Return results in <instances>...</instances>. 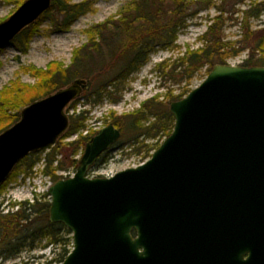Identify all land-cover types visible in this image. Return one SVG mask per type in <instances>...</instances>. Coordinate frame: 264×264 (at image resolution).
<instances>
[{
	"label": "water",
	"instance_id": "1",
	"mask_svg": "<svg viewBox=\"0 0 264 264\" xmlns=\"http://www.w3.org/2000/svg\"><path fill=\"white\" fill-rule=\"evenodd\" d=\"M51 5L27 0L0 23V51ZM87 86L76 79L31 103L0 133V187L22 160L57 144ZM169 111L173 132L146 163L88 177L122 136L109 124L75 175L50 187V222L73 236L61 264H264V67L216 65Z\"/></svg>",
	"mask_w": 264,
	"mask_h": 264
},
{
	"label": "trees",
	"instance_id": "2",
	"mask_svg": "<svg viewBox=\"0 0 264 264\" xmlns=\"http://www.w3.org/2000/svg\"><path fill=\"white\" fill-rule=\"evenodd\" d=\"M73 1L52 0L51 8L15 38L14 47L20 53L27 54L30 42L38 32L37 26L44 18L51 20L52 28L56 32H64L70 29L80 17L93 10V3L89 0L78 3ZM247 1L221 0V5L217 7L219 17L212 20V25L203 36V47L197 51L188 52L186 57L180 59L181 67H183L182 74H195L205 67L209 74L214 66L226 65L228 59L237 56L238 51L232 48L230 50L224 40V17L230 13V10L224 9V6L235 9L237 6L245 5ZM250 1L248 9L242 14L244 28L252 34L250 21L262 16L264 2ZM187 3L186 0L133 1L130 6L120 12L118 18L107 20L90 29L88 43L74 51L72 63L69 66L53 63L49 64L46 70L29 69L38 81L35 86L16 83V86L1 93L0 133L20 120V113L24 107L69 86L76 79L89 81L84 91L87 102L96 104L107 97L112 103H118L122 98L126 81L147 64L156 48L166 50L175 46L180 32L186 26V16L190 10ZM253 50L257 54L250 55L242 65L264 67V34ZM189 92L181 93L176 99L181 100ZM78 101L79 99L70 105L68 113L71 108H76ZM13 111H15L14 114ZM85 115V111L70 115V128L58 143L25 158L15 168L7 183L16 176L22 165L25 166V175H29L40 161L44 163L43 173L51 177L54 182L61 178L57 172L66 169L67 165L77 169L79 160L75 159L76 156L96 132L87 136L79 135V139L70 143L65 144L64 141L81 131H86ZM150 116L154 117L155 121L147 125ZM111 119H113L111 123L123 133L128 132L130 146H132L131 152L137 155L144 154L146 159L151 157L158 146L152 149L151 146L144 145L147 149L144 152L143 148L140 149V143L143 142L141 139L147 142L149 139H155L162 132H167L166 137H168L174 127V118L169 110L160 113L155 99L146 102L143 109L136 114L123 118L112 115ZM46 152L45 158L42 159V153ZM109 155L106 153L94 167L108 162ZM49 210L50 198L46 194L42 199H35L33 203L29 201L21 203L16 212L0 213V259L2 261L19 258L24 251H33L39 247L61 250L57 258L45 264H60L65 260L73 247L72 233L62 224L51 223ZM42 244L45 245L42 246Z\"/></svg>",
	"mask_w": 264,
	"mask_h": 264
},
{
	"label": "rangeland",
	"instance_id": "3",
	"mask_svg": "<svg viewBox=\"0 0 264 264\" xmlns=\"http://www.w3.org/2000/svg\"><path fill=\"white\" fill-rule=\"evenodd\" d=\"M26 0H0V23L8 20ZM88 0H74L73 2H84ZM93 3V10L80 17L70 29L64 32H56L51 25L49 18H44L37 26L38 32L30 42L29 52L20 53L12 44L0 51V96L2 91L11 89L16 83L35 86L38 82L32 76L29 69L46 70L49 64L60 63L65 67L72 63L74 51L87 44L89 31L92 27L116 19L120 12L130 6L136 0H89ZM190 7L186 16V26L180 32L175 46L166 50L156 48L150 56L147 64L139 72L130 76L126 81L122 98L118 103H112L107 97L99 103H89L85 94L79 98L76 108L70 109L69 115L86 112V131H81L64 143H70L79 139V135L87 136L106 127L113 121L112 115L116 118H123L127 115L136 114L143 109V105L151 99H155L160 113L169 110L170 103L177 101V97L185 92L197 88L207 78V67L195 74H182L180 59L187 56V53L197 51L204 45L203 36L212 25V20L219 17L217 7L221 0H186ZM260 3L264 0H252ZM251 1L245 5L232 7L224 6L230 13L224 17L223 36L229 49L238 51L237 56L228 59V64L242 65L250 55H256L253 48L257 41L264 34V13L260 18L250 21V34L245 28L243 12L248 9ZM222 25V24H221ZM247 39V40H245ZM189 75V76H188ZM15 111H13V114ZM147 125L155 121L150 116ZM88 130V131H87ZM121 130V129H120ZM122 131V130H121ZM167 132L160 133L155 139H145L140 143V149L147 151L146 146L152 149L161 146L167 139ZM127 131L122 132V138L114 145V151L109 155L108 162L95 167L92 176L110 177L121 171L138 167L149 160L144 154L137 155L131 152L130 139ZM160 145V146H159ZM139 150V148H138ZM72 151V150H70ZM84 149L76 156L80 159ZM153 153V152H152ZM46 153H42V159ZM71 155V154H69ZM61 158V156H59ZM43 161L36 164L29 175H25V166L22 165L16 176L0 188V213L8 214L18 211L21 203L35 199H42L50 186L54 183L51 177L43 173ZM76 169L67 165L66 169L57 172L60 176L73 175ZM45 244H42V246ZM70 249V247L68 248ZM61 250L37 248L33 251H24L19 258L2 261L0 264H45L58 257Z\"/></svg>",
	"mask_w": 264,
	"mask_h": 264
},
{
	"label": "flooded vegetation",
	"instance_id": "4",
	"mask_svg": "<svg viewBox=\"0 0 264 264\" xmlns=\"http://www.w3.org/2000/svg\"><path fill=\"white\" fill-rule=\"evenodd\" d=\"M111 153V151H109Z\"/></svg>",
	"mask_w": 264,
	"mask_h": 264
}]
</instances>
